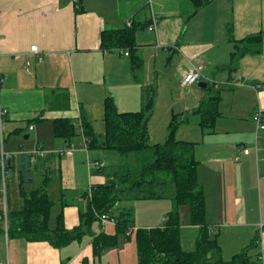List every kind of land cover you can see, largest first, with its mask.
I'll return each mask as SVG.
<instances>
[{"label":"crops","instance_id":"obj_1","mask_svg":"<svg viewBox=\"0 0 264 264\" xmlns=\"http://www.w3.org/2000/svg\"><path fill=\"white\" fill-rule=\"evenodd\" d=\"M151 7L158 16L155 30L145 27L135 35L137 53L143 61L140 79V72L131 68L127 55L99 48L100 32L121 28L126 20L147 22ZM228 25L236 40L258 32L263 34L261 52L239 57L235 70L227 66L233 50V42L227 35ZM199 64L203 75L200 80L217 84L219 88H245L252 94L250 123L238 117L231 119L230 126H222L226 120H219L218 116L211 130L199 124L192 110L204 98L195 92V82L183 83L190 68ZM151 73L156 74L153 84L158 90L154 110L147 119L150 142L166 140L172 114L184 118L175 131V139L195 142V157L199 161L197 178L205 193V219L218 232L221 256L225 242L233 245L227 252L230 258L257 235L252 252L259 256L264 252V215L252 211L259 195L252 192L251 178L253 168L264 162V130L255 132L252 114L259 107L264 114V0H212L197 11H193L189 0H78L76 4L73 0H0V106L6 110L1 134L9 141L3 144L4 153L15 155L12 161L15 168H10L14 180L17 181L22 152L42 147L46 154L38 163L37 172H49L50 176L44 186L53 202L50 226L55 225L59 213L65 228L80 224L92 187L112 180L109 177L112 171L104 170L99 159L103 154L87 149L81 134L70 142L55 137L52 122L68 118L77 128L82 118L94 133H103L104 98L111 96L122 113L137 112L145 104ZM166 75L173 88L188 86V91L178 96L176 103L172 98L165 102L157 123L153 119L161 107L160 76ZM164 88L171 87L167 84ZM43 129L47 132L46 143L41 141L40 145ZM19 133L26 140L31 136L33 139L21 142ZM67 146L72 150L60 153ZM244 148L249 150L248 154L243 152ZM7 179L6 212L7 207L17 209L20 204L18 184V200L14 201ZM42 179L43 175L36 176L33 183L25 185V190L36 189ZM257 182L264 186V179ZM2 202L0 197L3 208ZM123 208L134 207L116 206L117 212ZM188 228V239L195 238L197 227ZM223 228L235 231L224 230L219 240ZM239 229H243L246 237ZM101 231L105 230L94 231L90 226L80 238L61 247L0 233V264H83L84 261L137 264V250L121 239L122 244L118 242L94 254L92 236Z\"/></svg>","mask_w":264,"mask_h":264},{"label":"trees","instance_id":"obj_2","mask_svg":"<svg viewBox=\"0 0 264 264\" xmlns=\"http://www.w3.org/2000/svg\"><path fill=\"white\" fill-rule=\"evenodd\" d=\"M212 0H189L193 11L203 8ZM192 2V3H191ZM78 8V7H77ZM147 22H132L131 26L116 29H103L100 32L99 48L103 51H127L131 68L135 71L143 64L137 53L135 35L137 29H143ZM228 39L233 42V50L229 53V69L236 68L239 57L244 54H257L263 49V34L258 32L242 39L232 38L231 26H227ZM206 88L208 83L206 82ZM153 92L147 91L146 101L140 110L120 112L114 99L107 96L103 101L104 132L96 135L87 121L80 119L79 131L68 118H58L52 122L54 136L70 142L79 134L84 138L87 149H108L127 156L134 154L133 163L116 169L112 180L95 185L90 192L87 210L81 214V222L72 229L64 226L62 213L56 217L55 225L50 226L49 220L53 202L45 191L49 180V172H37V165L43 157L31 162L32 152H22L20 167L17 169V184L20 204L17 209H8L6 223L3 208L0 207V233L11 238H23L28 241H47L54 247H61L90 229L91 222L97 214L111 210L120 196L129 199L153 200L169 196L172 209L165 215L161 225L155 227H138L135 229L137 246V264H261L258 254L252 252L257 245V236L239 252L224 260L221 247L217 240L218 232L206 222L205 193L197 178L199 161L195 157V142L175 139V131L180 124L177 114H172L167 125L166 140L150 143L147 128V115L153 105ZM220 97L217 93L206 96L192 110L199 114V124L203 128L212 129L220 112ZM3 117L1 118V123ZM0 123V137L1 134ZM3 141V136L1 138ZM43 149L42 147H37ZM20 149L19 151H21ZM15 155L7 160L6 170L14 167ZM9 162V163H8ZM15 168V167H14ZM38 175H43L42 184L34 190L26 191L25 185L34 182ZM1 197V195H0ZM189 205L190 225L197 227L194 247L184 250L181 241V225L179 207ZM110 216V215H108ZM114 219L115 232L101 231L93 234L92 245L94 254L116 246L121 240L128 241L133 232V209L123 208ZM83 264H87L86 261Z\"/></svg>","mask_w":264,"mask_h":264},{"label":"rangeland","instance_id":"obj_3","mask_svg":"<svg viewBox=\"0 0 264 264\" xmlns=\"http://www.w3.org/2000/svg\"><path fill=\"white\" fill-rule=\"evenodd\" d=\"M121 12V10H118V13ZM143 29H137V33L142 32ZM177 58V57H176ZM142 67L143 64L140 68H138L137 70L140 72L139 73V78L141 79V76L143 77L142 74ZM136 70V71H137ZM155 75L154 73H151L150 75H148V77L151 79V83L150 85L153 86V88H148L149 86H147V91L149 93V90L153 92V105H152V109L151 112L154 110L155 107V97L157 94V90L158 88H156L157 86L153 83H155ZM145 77L147 78V73L145 74ZM167 77H169L168 75H166V77L164 76H160V81H161V88H159L160 93H161V107L159 108V110L157 111L158 113L155 115L153 122H157L159 123L161 120V115L160 112L161 108H163L165 102L169 99L172 98V102L176 103L179 100L180 95H186V92L188 91V86L184 87V88H173V83L167 82ZM154 81V82H153ZM203 81V83H206L205 80H200V81H195L194 83V87L195 88V92H197L199 95H202L203 98H205L206 96H210L214 93H217L220 97L219 100V104H218V110L220 112L219 115V120H226V122H222L221 125H227L230 126L229 122H231V119H235L238 117L243 118L244 121H248V119L251 116V112L253 111L252 105H253V96L252 94H250L248 91L244 90L245 88H225L220 86L217 84H214L212 82H208V86L207 88H203L201 86L198 85L199 82ZM169 85L171 88H164L166 85ZM91 90L93 88H90ZM118 89V88H115ZM125 89V88H122ZM147 94V92H146ZM151 112L147 115V118L150 119L151 117ZM195 117L198 119L199 118V114L195 113ZM217 118V119H218ZM148 119V120H149ZM177 119L180 121V123H182V118L179 116V114H177ZM185 122V121H184ZM250 123V122H249ZM37 123L31 125L36 126ZM180 125V124H179ZM178 125V126H179ZM103 127H104V123H103ZM217 127L219 128V126L217 125ZM79 128V126L77 127ZM43 131V135H40V145L42 144L41 141L45 142L44 140V136H47V132L43 129L41 130V132ZM96 135H102L103 133H100L98 131L95 132ZM52 134V133H51ZM18 139H20L21 142H26L28 140H32L33 137L31 136L30 138H28L27 140L24 138V134L23 133H19L18 134ZM76 138V137H75ZM150 142V139L148 140ZM153 142V141H152ZM150 142V143H152ZM154 142H163V141H154ZM153 142V143H154ZM9 143L8 140H5V138H3V144L7 145ZM33 143V142H32ZM46 143V142H45ZM12 144H15L14 141H12ZM92 151L96 150L98 152H100L103 155H100V163H102L105 167L104 170L105 171H112V173L114 174V172H116V169H119V167L122 166H126V165H130L133 163V155L134 154H129L127 156L121 155L116 151H111V150H107V149H91ZM4 152V150H3ZM111 173V175H109V177L112 179L113 174ZM7 178H9V185H10V189H11V196H12V200L15 201L18 200V193H17V181L14 180V175H13V171L12 169L10 170V172H8L7 174ZM259 180H263L264 179V162H260L258 167L253 168L252 171V192H257L256 194L259 195V198L257 197L256 199V205H253L252 207V211L255 212V214H257L258 216L262 213V215H264V186L261 183L260 186L258 185ZM39 178H37V180H35V183L37 184ZM258 190V191H257ZM121 198L117 201L115 206L111 207V210L109 212H106L107 215L110 216H114L117 215L119 212H117L118 210L116 209V206L118 207H130L133 206L134 208V221H133V225L134 227L133 232L131 234V238L130 240L128 239V241L124 244H132V246L135 247V250H137V246H136V242L134 239L135 236V229L138 227H143V224H149L152 225L151 227H155L158 226L159 223L162 222L163 216L165 215V213H167L169 211V209H172V203L170 198H162V199H153V200H132L129 199L126 195H122L120 196ZM209 201H211L210 197H209ZM120 203V204H118ZM210 203V202H209ZM189 205L188 204H182L179 207V222L181 225V241H182V246L184 248V250H190L194 247V239H188V234H189V228L188 226L190 225V216H189ZM102 213H99L98 215H100ZM259 223V222H258ZM91 226H92V230H105L106 232L109 233H113L115 232V226H113V224H101L99 218L97 217V219L92 220L91 222ZM225 230V233H227V230L229 233H233L235 231L234 228H223L220 231V236H222L219 240H222L223 238V231ZM239 231L241 232L242 236L247 235L246 233H243V229H239ZM196 236V235H195ZM246 237V236H245ZM121 235H119V244H122L121 242ZM224 243V242H223ZM123 245H119V246H124ZM225 248H224V252L222 253V258L223 259H229V254H227V252L229 251V249H232L233 245L230 242H225ZM138 262V261H137Z\"/></svg>","mask_w":264,"mask_h":264},{"label":"built area","instance_id":"obj_4","mask_svg":"<svg viewBox=\"0 0 264 264\" xmlns=\"http://www.w3.org/2000/svg\"><path fill=\"white\" fill-rule=\"evenodd\" d=\"M73 2L76 4V2H78V0H73ZM151 6V4H150ZM151 16L148 20V24L146 26V29H148L149 31H153L156 28L157 22H158V16L156 15V13L152 10L151 7ZM125 25L127 26H131L132 22L129 20L125 21ZM31 49L33 51H36L35 46H32ZM114 51H118L120 53H122L123 55H128L127 51H119V50H114ZM203 77L202 75V65L199 64L197 66H192L189 70L188 73L185 74L183 83L184 84H190L193 83L195 81H199L201 78ZM2 81V75L0 74V83ZM6 110L4 108H2L0 106V123H1V118L5 115ZM264 114H263V110L261 107L257 108L255 110V112L252 114V122L255 125V132L258 133V131L260 130H264ZM2 124V123H1ZM32 127H30L31 129ZM2 136L0 137V195L2 198V203H3V218L4 221L6 223V192H7V185H8V179H7V170H6V164H7V160L8 158H10V154H6L3 152V141L1 140ZM72 147H66L63 151H61L60 153L63 152H68L71 151ZM31 158L30 161L33 163L35 162V159L37 157H44L46 154V151L44 149H38L36 148L35 150L31 151ZM243 152L245 154H248L249 150L247 148L243 149ZM97 164V162H96ZM97 217L100 220L101 224H106V223H113L114 224V219L111 218L110 216H108L106 213H102L100 215L97 214ZM259 262L261 264H264V252H261L258 256ZM4 264H9L8 262H5Z\"/></svg>","mask_w":264,"mask_h":264},{"label":"water","instance_id":"obj_5","mask_svg":"<svg viewBox=\"0 0 264 264\" xmlns=\"http://www.w3.org/2000/svg\"><path fill=\"white\" fill-rule=\"evenodd\" d=\"M198 85L199 86H202V87H205L206 86V84L205 83H202V82H199Z\"/></svg>","mask_w":264,"mask_h":264},{"label":"bare ground","instance_id":"obj_6","mask_svg":"<svg viewBox=\"0 0 264 264\" xmlns=\"http://www.w3.org/2000/svg\"><path fill=\"white\" fill-rule=\"evenodd\" d=\"M191 1V0H190ZM192 3V2H191ZM192 5V4H191Z\"/></svg>","mask_w":264,"mask_h":264}]
</instances>
